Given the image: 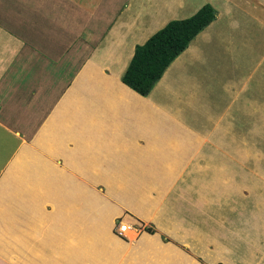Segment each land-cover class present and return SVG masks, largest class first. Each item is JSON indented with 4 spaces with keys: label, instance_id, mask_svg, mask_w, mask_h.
<instances>
[{
    "label": "crops",
    "instance_id": "0c3cea01",
    "mask_svg": "<svg viewBox=\"0 0 264 264\" xmlns=\"http://www.w3.org/2000/svg\"><path fill=\"white\" fill-rule=\"evenodd\" d=\"M204 5L215 9V20L147 97L122 83L136 46ZM257 84L264 85V0H0V127H39V151L20 148L0 179V205L19 216L6 215L1 233L20 221L40 229L48 218L40 249L19 235L22 248L51 257L90 254L114 210L53 160L84 175L99 167L98 180L128 187L133 176L160 181L178 151L200 140L195 126L210 125L213 111H229ZM165 250L161 263L172 253Z\"/></svg>",
    "mask_w": 264,
    "mask_h": 264
},
{
    "label": "rangeland",
    "instance_id": "374dc122",
    "mask_svg": "<svg viewBox=\"0 0 264 264\" xmlns=\"http://www.w3.org/2000/svg\"><path fill=\"white\" fill-rule=\"evenodd\" d=\"M252 90L230 103L229 111H213L210 125L205 120L195 126L200 140L186 143L178 151L177 164L169 167V176L160 181L133 176L128 187L117 180H98L104 176H100L99 167L88 169L87 175L78 174L66 171L60 158L54 159L55 167L113 208L110 223L100 228L107 243L93 239L90 254L75 258L39 255L22 248L20 241L26 239L37 250L51 221L47 218L36 232L33 222L20 221L15 229L8 228V233L0 231V264H56L64 257L62 264H188L176 252L194 264H264V112L260 109L264 106V85H254ZM217 115L221 117L218 122ZM38 128L0 127V179L20 148L39 151L33 143ZM16 132L19 137L14 136ZM16 182L18 189L19 174ZM128 194L134 197L133 202ZM43 210L50 214L53 207L45 203ZM6 215L17 217L18 222V211L10 213L1 204L0 222ZM121 223L132 226V234L119 235ZM113 239L117 243L109 244ZM106 244H113V248ZM162 249L172 253L161 263Z\"/></svg>",
    "mask_w": 264,
    "mask_h": 264
},
{
    "label": "trees",
    "instance_id": "16d2710c",
    "mask_svg": "<svg viewBox=\"0 0 264 264\" xmlns=\"http://www.w3.org/2000/svg\"><path fill=\"white\" fill-rule=\"evenodd\" d=\"M215 17V9L204 5L190 18L167 23L144 44L136 46L121 78L122 83L138 95L147 97L167 67Z\"/></svg>",
    "mask_w": 264,
    "mask_h": 264
},
{
    "label": "built area",
    "instance_id": "2783aa9c",
    "mask_svg": "<svg viewBox=\"0 0 264 264\" xmlns=\"http://www.w3.org/2000/svg\"><path fill=\"white\" fill-rule=\"evenodd\" d=\"M133 232V227L128 225V224H119L118 225V228H117V233L119 235H127L129 233H132Z\"/></svg>",
    "mask_w": 264,
    "mask_h": 264
}]
</instances>
